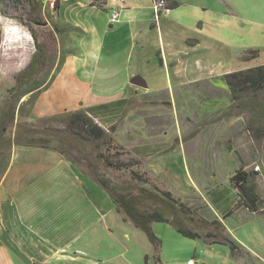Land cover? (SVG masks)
Segmentation results:
<instances>
[{
  "label": "rangeland",
  "instance_id": "374dc122",
  "mask_svg": "<svg viewBox=\"0 0 264 264\" xmlns=\"http://www.w3.org/2000/svg\"><path fill=\"white\" fill-rule=\"evenodd\" d=\"M235 2L237 17L227 18L226 31L236 33V44L224 51L225 61L223 65L216 66V77L223 71L264 64V0ZM109 11L97 13L99 17L101 14L109 17ZM53 16L50 15L47 22H52ZM37 21L44 19L38 18ZM118 22L100 19V26L105 29L98 35L103 40L102 49L96 52V57H88L85 62L74 61L73 56L69 55L76 53L70 42V35L74 31L56 36L60 48L58 60L61 58L62 61L63 57V62L59 66L49 62L44 67L41 75L51 74L52 77L39 91L32 106V117L28 120L134 97L135 106L114 133L119 148L113 152L122 153L119 158L124 161L138 159L139 164L134 169L153 182L154 169L170 168L179 183L184 184L182 190H185V194L175 192V195L180 196V200L190 208L195 221L194 227L188 223L186 228L200 235L207 231L216 233L219 242L210 243L202 236L189 238L177 232L171 224L153 223L152 230L160 240L157 250L153 249L142 231L128 227L129 242L124 239L117 244L109 237H100L97 255L112 256L124 251L125 248H120L126 242L128 253L124 255L129 256L130 262L123 258L116 264H144V261L155 264L156 257L161 264H187L190 259L195 264H235L229 244L220 241L223 232L219 224H213V220L219 218H216L217 214L207 197L212 183L228 184L234 171L240 167V158L245 171L258 172L257 189L264 199V128L256 137L246 129L249 114L230 106L221 82L212 80L213 83L189 84L186 80L178 81L180 77L167 76L154 53L161 48L160 39L154 38L144 25L140 29V36L129 37L126 32L117 30ZM109 23H116L113 29H108ZM31 31L37 33L39 43L50 49L53 41L47 26L36 24L32 18L18 20L0 15V103L13 85L15 76L27 65L36 50ZM174 44L179 46L178 37H175ZM248 46L258 50L259 56L246 62L239 60V55ZM133 76L142 78L150 92L160 91L156 92L157 95L143 93L144 89L131 85ZM216 100L222 104L215 106V109L228 108L227 116L210 112L212 107H208L207 103H216ZM143 145L157 146L159 152L153 155L133 152L134 146ZM227 147H230L229 151ZM194 150L200 154L194 153ZM109 175L114 179L129 176L128 172L115 171ZM202 217L209 219L211 224L207 226L202 222ZM223 220L232 232L225 230L227 238L236 243L231 235L234 234L244 240L248 248L264 257V223L257 214L241 208ZM240 249L251 252L250 249ZM90 253L94 254L93 251Z\"/></svg>",
  "mask_w": 264,
  "mask_h": 264
},
{
  "label": "crops",
  "instance_id": "0c3cea01",
  "mask_svg": "<svg viewBox=\"0 0 264 264\" xmlns=\"http://www.w3.org/2000/svg\"><path fill=\"white\" fill-rule=\"evenodd\" d=\"M170 1L177 2V8L162 13L157 22L153 19L151 0H107L106 8H119L117 30L121 33L140 36L144 25L154 38L160 39L161 48L154 53L167 76L180 77L178 81L189 84L208 82L216 77V66L224 64V51L236 44V33L226 31L227 18L237 17L236 0ZM41 2V16H38L44 19L41 25L60 31L66 25L77 29L70 35L76 53L69 55L74 61L85 62L88 57H96L103 45L98 35L105 30L100 19L107 18L109 22V17L103 14L99 17L97 13L104 11L91 6L90 0H59L56 10ZM50 15H54L52 22H47ZM114 24L109 23L108 29H113ZM175 37L178 47L174 44ZM226 73L229 72L223 71L218 76ZM159 91L150 92L146 88L143 93L157 95ZM194 153L200 154L196 150ZM153 173L154 184L174 198H181L175 192L185 194L184 184L179 183L170 168L154 169ZM180 217L184 227L188 223L194 227L191 214ZM218 221L224 233L222 238L229 239L225 230L231 232L230 228L224 220ZM202 222L211 224L203 217ZM128 227L135 228L122 219L107 192L58 152L21 146L9 150L8 165L0 178V264H113V257L117 259L114 264L123 258L130 262L129 256L124 255L128 253L126 242L120 248L125 250L112 256L97 255L96 250L100 237H109L117 244L124 239L129 242ZM207 233L209 242L219 241L216 233L207 231L204 235ZM231 235L239 247L250 249L252 257L250 261L234 256L235 264H264L263 256L248 248L244 240Z\"/></svg>",
  "mask_w": 264,
  "mask_h": 264
},
{
  "label": "trees",
  "instance_id": "16d2710c",
  "mask_svg": "<svg viewBox=\"0 0 264 264\" xmlns=\"http://www.w3.org/2000/svg\"><path fill=\"white\" fill-rule=\"evenodd\" d=\"M0 2L1 16L24 20L32 18L35 14L32 19L36 24H42L37 21L38 16H41V0H0ZM106 2L107 0H90V5L106 11ZM177 6L178 3L175 1L167 2L168 10ZM57 7L58 1L51 6L52 10H56ZM61 30L48 27L53 41L50 49L45 44L39 43L37 33L31 31L36 50L27 65L15 76L13 85L7 90L6 96L0 103V162H2L0 178L8 165V153L12 146L51 149L75 165L81 174L97 182L113 200L116 211L122 215V219L142 231L154 250L160 246V240L152 230L153 223L171 224L175 226L177 232L189 238L201 236L208 238L210 236L208 233L200 235L180 223L181 215H192L190 208L179 198H174L169 191L159 188L144 174L138 173L134 169L139 164L138 159L130 158L124 161L119 158L122 153L113 152L119 148L114 133L118 130L119 123L135 106L134 97L28 120L32 117V106L39 91L52 77L51 74L41 75L44 67L49 62L58 64L57 66L63 62V57L62 61L61 58L58 60L60 48L56 36L61 32H73L77 29L66 25ZM258 56V50L247 49L241 52L239 60L246 62ZM212 80L222 83L231 107L249 114L246 129L255 137L258 136L264 128V64L232 71L211 78L208 82L213 83ZM24 97L26 99L21 102ZM215 102L207 103L208 107H212L209 109L210 112H219L227 116L229 109H215V106L222 104L217 100ZM255 124L259 126H254ZM158 149L157 146H134L133 152L139 155H153L159 152ZM226 150L229 151L230 147ZM239 162L240 167L234 171L228 184L212 183L207 198L217 214L216 218H219L213 220V224H219L218 220L233 215L241 208L257 214L264 223V199L258 192L256 183L258 172L245 171L240 158ZM114 171L128 172L129 176L114 179L109 175ZM239 188L243 194L238 191ZM222 240L229 244L231 255L251 261L250 252L241 251V247L229 239L222 238ZM156 261L160 262L158 257Z\"/></svg>",
  "mask_w": 264,
  "mask_h": 264
},
{
  "label": "built area",
  "instance_id": "2783aa9c",
  "mask_svg": "<svg viewBox=\"0 0 264 264\" xmlns=\"http://www.w3.org/2000/svg\"><path fill=\"white\" fill-rule=\"evenodd\" d=\"M42 1L48 4L49 6H52L56 1H59V0H42ZM151 2H152L153 19L155 20V22H157L159 19V16L162 13H165L168 11L167 9L168 0H151ZM119 20H120L119 8H111L109 11V21L118 22ZM187 264H194V260L192 259L188 260Z\"/></svg>",
  "mask_w": 264,
  "mask_h": 264
},
{
  "label": "water",
  "instance_id": "95a60500",
  "mask_svg": "<svg viewBox=\"0 0 264 264\" xmlns=\"http://www.w3.org/2000/svg\"><path fill=\"white\" fill-rule=\"evenodd\" d=\"M130 83L131 85L137 87V88H142V89H146L147 88V84L146 82L140 78L139 76H133L131 79H130ZM25 100V97L21 100L24 101ZM238 191L243 194V191L239 188Z\"/></svg>",
  "mask_w": 264,
  "mask_h": 264
}]
</instances>
